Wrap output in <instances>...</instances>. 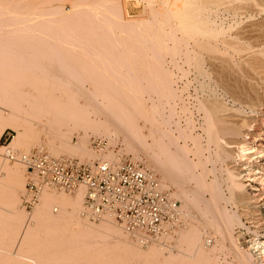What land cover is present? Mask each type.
I'll use <instances>...</instances> for the list:
<instances>
[{
  "label": "bare ground",
  "instance_id": "6f19581e",
  "mask_svg": "<svg viewBox=\"0 0 264 264\" xmlns=\"http://www.w3.org/2000/svg\"><path fill=\"white\" fill-rule=\"evenodd\" d=\"M46 1L40 11L29 12V8V13L17 10L22 6L19 1L17 8L15 2L11 6L0 2L5 9L10 8L5 13L3 7L0 10V31L5 29L2 33L6 35L0 33L4 35L0 39V101L9 106H0V140L7 129L15 132L1 149L7 152L32 143L47 147L56 157L67 152L88 161H119L126 150L135 160L145 158L160 171L162 188H175L172 195L181 202L182 225L144 248L111 216L97 222L82 218L84 186L74 194L45 188L32 217L67 223L44 225V229L46 226L60 233L46 231L45 239L36 242L35 236L32 244L34 231L44 229L41 224L32 228L30 216L24 227L29 230L20 234L26 245L58 246L56 255L69 249L66 256L71 259L54 257H66L68 264L70 260L73 264H264V0L170 2L178 15L182 14L184 55L195 66L204 93L197 98L202 121L185 120L179 128L185 144L173 136L167 117L156 115L159 108L152 103L153 96H145L146 86L159 93L169 91L171 85L164 68H156L146 59L144 47L139 53L147 54L146 58L133 53L137 55L130 58V66L122 53L128 72L115 74L116 78L104 72L109 69L106 58L113 53L121 55L116 51V40L139 39L146 34L128 31L136 27L131 24L137 19L130 20L123 13L119 18L114 16L116 7L124 10L125 0ZM109 23L133 36L125 33L128 38L110 29ZM145 39L141 38L142 44ZM213 85L220 87L232 104L220 98ZM92 135L108 138L114 146L120 141L124 148L96 150L90 146ZM188 138L195 143L196 161L188 158ZM11 168L2 169L8 171L10 187L17 192L24 186L22 172ZM188 181L195 185L184 192L180 186ZM13 203L9 213L20 220L24 217L22 209L16 200ZM52 205L58 207L54 208L57 212L60 209L57 214L52 212ZM183 209L190 216L184 217ZM179 232L182 244L177 243L182 250L176 253L168 241Z\"/></svg>",
  "mask_w": 264,
  "mask_h": 264
},
{
  "label": "rangeland",
  "instance_id": "374dc122",
  "mask_svg": "<svg viewBox=\"0 0 264 264\" xmlns=\"http://www.w3.org/2000/svg\"><path fill=\"white\" fill-rule=\"evenodd\" d=\"M156 1H158V2H156ZM171 1L172 0H162V1L161 0H151V1L150 0H125L124 10L122 8L117 9L118 7H116V10L113 12L114 16L116 18H119L120 13H123L130 20H136L137 19L136 24L135 23L131 24V26L135 25L136 27H130V28L134 29L135 31H133L130 28L128 29V31L130 30L131 33L134 35L142 34V33H146V34H143L144 36H140L139 39H135L136 37L134 36V38H133L132 37L133 35L131 33H128V31H124L125 29L121 28L120 26L117 27L118 25L114 26V24L109 23V26L112 25L111 28L109 27L110 29H112V28L117 29V32L119 31L120 34L122 33L124 36H126V37L129 36V37H132L133 39L130 38V39H132L131 40L132 42L129 41L130 39L126 40V41H128V42H126L125 41L126 38L124 37V39L123 38L119 39L121 43L118 40H116L114 45L119 46L118 47L119 49L118 48L116 49L115 48L116 46L114 48L116 49V51L117 50L119 52L121 51V55L119 53L114 55V53H113L112 57L111 56H109V58L107 57L106 58L107 64H108L107 67L109 66L108 67L109 69H107V68L104 69V72L105 73L107 72V74L109 76H111V78H116V75H118L122 72H128L130 70L129 67L124 66V64L122 63V62H124L123 58H122L124 54H125L124 59L128 60V61H125V63L127 62V65L130 66L132 63L131 60H133L132 58L137 55V54L133 55V53H138L139 54L138 57H140V55L143 56L145 53L148 52L147 53L148 57L146 58V56H147V54H146V56H143V58H146L147 60L149 59V61L152 65L155 64L154 67L157 65L156 68H158V66H159V69L164 68L163 70L166 71L168 73V76H169V81H170V85H171V89L169 91H171V92L166 90V91H161L158 93V91H156V90L153 91L154 89L152 90V89L148 88V86H146L147 89H145V90L147 91V93H145V96L146 95L148 96L149 93L153 96L154 101H152V103L157 105L159 108V110H158L159 112H157L156 115H158V116L162 115V116H164V118L167 117L166 119L170 121L169 124H170V127L172 128L173 136L176 137L177 140L181 144H185V141L182 139V133L180 132L181 129H179V128H182V124H185V122L189 119H192L197 124H199L198 122L202 121L201 113L197 109L198 108L197 103L199 102V100H197V98L199 97L198 99H200V97H202L204 93L202 92V90H200L201 89V86H200L201 78L198 75L196 69L194 70L195 66L193 65L192 62L187 60L188 59L187 54L184 55V52L186 53V50H185L186 44L184 45V42L181 39L185 36V35H182L184 33H182L183 30H181L182 29V23H181L182 22V14L179 13L180 14V16H179L176 6H173V5L170 6ZM0 2H2V0H0ZM17 2L19 3V5H22V6H20V8H17L19 6ZM46 2H47L46 0H39V1L38 0H34V1L33 0H16V1L13 0V2L10 0L9 1L5 0L2 3H4L5 5H9V6H11L12 3H14V4L17 3L16 6L13 5L17 8V10H19L21 12L29 13V12L35 11L36 9H37V11H40V9L42 7H44L43 4L45 5ZM2 3H0V5H2L0 7V10H2L1 9L2 7L4 8V5ZM20 3H25L26 6L29 5V7L27 8V7H25V4H20ZM180 3H181V1H180ZM151 7L154 9V11H151V10H153ZM29 8H30V10H29ZM8 9H10V8H8ZM8 9H5L4 13ZM28 10H29V12H28ZM169 10L170 11L172 10V11L170 12ZM160 11H162V12H160ZM2 12L3 11H0V13H2ZM176 14L178 15V17L176 16ZM0 15H2V14H0ZM140 19H141V21H140ZM138 25H140V26H138ZM136 29H137V31H136ZM148 29H150V33H152V34L154 33L153 34L154 36H156V37L161 36V37H157L158 38V40H157L156 37L152 36L149 33ZM4 30L5 29H2V31H0V33L4 34L5 33ZM146 31H148V32H146ZM2 32H4V33H2ZM136 32H138V33H136ZM125 33H128L127 34L128 36ZM158 33H160V35ZM4 35H1L0 39ZM148 35H150V36H148ZM141 38L142 39L146 38L144 40L145 41L144 44H142L143 41H140ZM178 38H180V39H178ZM2 39H3V37H2ZM134 40L135 41L137 40V41L134 42ZM159 41H161V42H159ZM150 43H152L153 46L155 45L154 47H156V46L157 47L154 48L153 46H151ZM145 45H146V47H145ZM142 48L144 49L145 53H143V52L139 53V52H141ZM120 49H124V50L122 51ZM134 50H137V52ZM122 53H123V55H122ZM154 53H156L158 55H156ZM109 54H111V53H109ZM117 55H118V58L115 57ZM132 55H133V57H132ZM105 56H108V55H105ZM103 58H104V56H103ZM110 58L113 60L111 61ZM116 58H117V60H114ZM130 58H131V60H130ZM143 58H139V59H143ZM108 59H110V60H108ZM139 59L137 62L140 61ZM134 60H136V59L134 58ZM116 62H118V63H116ZM190 63L192 66H190ZM122 66L125 68H123ZM126 67H127V69H126ZM154 70L159 72L158 69L154 68ZM148 72H151V68L148 70ZM155 74H157V76H158V73H155ZM145 84H147V80H146ZM213 87L216 88L215 91L217 92V95L220 98H222L225 102L232 104L230 97L228 95H226L220 87H218V86L216 87L215 85H213ZM148 89H150L149 90L150 92L148 91ZM227 97H228V99H227ZM1 98L2 97H0V99ZM3 104H5V101H4V103H2L0 101V106H4V107L8 106V105L5 106ZM187 110L190 112H188ZM184 113H185V115H184ZM28 114L30 115V113L26 114L27 118H29ZM190 115H191V117H190ZM23 116L26 117L25 114H23ZM31 116H32V114H31ZM187 116H189V117H187ZM27 118H25V119L29 121V119H27ZM30 118H31L30 120L33 121V119H35V116L33 118L32 117H30ZM143 120H144L143 118L140 119V121H143ZM24 122H25V120H24ZM28 123H31V121H29ZM176 123L178 125H176ZM33 132L36 133L37 131H33ZM196 132H200V130H198V128H197ZM14 133L15 132L12 129H7L6 132L3 134V136L1 137V140H0V210L2 212V213L0 212V264H24V263L25 264H68V263H66L67 260L65 261L66 257H69L68 260L71 259L70 256H66L68 253H70V252H68L69 251L68 247H65L66 249H68V251H66V253H65V251L62 252V253H64L62 255L66 256V257L62 258L63 260L62 259H55L58 256L62 257V255H60V254L59 255L55 254V251L58 249L57 248L58 246L57 247L56 246L37 247V246H31L30 244H29V246H27L25 241L23 240V238L20 236L21 233L26 232V230H29V229H26L24 227L28 223V218L30 216L32 217V215L36 211V207H34V209H32V210H25L21 206L22 195L25 191V185L27 183V176H28L27 169L20 162H14V161H10L9 159H7V157L5 155L6 149H1L2 148L1 146L8 145L11 142ZM39 134H41V133H39ZM35 135L38 137V132ZM39 137L42 138V135H40ZM75 137H73L74 141L77 140ZM94 137H98V136H94V135L91 136L90 146H93L94 148H96L95 145L93 144ZM104 139L107 142L106 147H104V149H99L97 147L98 149L96 148V150H105V151L107 150L108 151V150H112L115 148L116 151H118V150L120 151L122 147L124 148V145L120 141L114 146V145H112V143L109 142L108 138L104 137ZM186 143H187L188 158L192 159L193 161H196L197 155H196V146H195L194 141L191 138H188ZM28 145L27 144L25 146L21 145L18 147L19 148L18 150L23 151V152H27V151L33 150L34 148L38 147V145L36 146V144L33 145L32 143H30V144L28 143ZM188 145H190V146H188ZM192 146L193 147L195 146L194 149ZM45 149L48 150L47 147H45ZM124 151L126 153L124 155V158L134 159L132 153L126 152V150H124ZM64 156L65 157H74V158H77L81 161H88L89 160L88 158H86L87 160H84L85 158H80V156L77 154H73V153L71 154V153H67V152L62 153L61 156H59V157H64ZM141 161H143L145 164L147 162L153 168V169L152 168L151 169L158 175L159 179L160 180L162 179L160 171L154 170L155 168L152 164H150L145 158H142ZM2 165H3V167H2ZM9 167L10 168L12 167L11 169H16V170L19 169L18 172H22L21 174L19 173L20 175H22V179L20 178V176H18V177L20 178V180L22 181V185H24V186L23 187L19 186L20 188L18 187L17 192L14 191L13 187H10V186H13V184H12V181L10 180L9 173H7L8 171L6 172L7 168H9ZM2 168L6 169V170H3ZM183 171H184V169H183ZM183 171H182V173H184ZM184 174H185V176H189L188 172H185ZM7 179H9V180H7ZM21 181L18 182V185L21 184ZM182 185L183 184H181L180 189L182 191L185 190L184 192H188L194 187L195 183H194V181H188L187 183H185L183 185V187H182ZM168 189L172 193L175 190L174 187H171ZM49 190L54 191V188H49ZM55 191L56 192H60V191L62 192V190H59V189H55ZM15 192L17 194H15ZM64 192H66V191H64ZM75 192H76V190L73 192H66V193L67 194H74ZM7 199H9V200H7ZM15 200H16V206H18L20 208V210L22 209L21 211L24 214V217L23 216L20 217L21 218L20 220L9 213V209L12 210L11 208L13 207V205H15L13 203V202H15ZM177 200L180 202L179 199H177ZM54 208H58V207H55V205L51 206L52 212H54V214H57L60 209H58V212H57V210ZM55 210H56V212H55ZM183 210H184V217L190 216L189 215L190 212L188 210H186V209H183ZM191 212H192V214L196 215V213L194 211H191ZM26 214H29V215H26ZM33 217L31 218L32 222H31L30 226H32V228L34 227L35 229H36V227L39 226V224H41L40 225L41 229H44V225L48 224L49 226H51V225H54V223L56 222V221H51V219H48L45 217H43V218L40 217L39 220H36V219H34L35 217L34 218ZM82 218H84V220H87L89 222H97L96 220L90 219L88 217H86L87 218L86 219L85 216H83ZM112 220H113V218H112ZM113 221L116 223L115 220H113ZM62 222H63V224L67 223V222H64L62 220V221H59V223L56 222V224L61 225ZM39 228L36 229V231H34V234L36 232V235H32L33 240L30 239V240H32V242L35 240L34 239L35 236H36L35 237L36 242L41 240L39 238H42V240L45 239L44 238L45 235L49 234L46 231H48V232L51 231L50 232L51 235L56 233V232L60 233V231H57V230H52V229L48 230V228L46 226H45L44 231L41 230L42 232L40 231ZM38 230L40 231V233ZM40 234L41 235L43 234V235L41 236ZM179 234H180V232L176 233L175 234L176 236H173V240L171 239L168 241V246L172 245V247H174V246L176 247V248L174 247V251L176 253L179 252V250H182V248L178 246V245H180L178 243L181 242V240L179 239L180 236H178ZM39 236H41V237H39ZM209 236H210V238H209V243H210L212 240V234H209ZM133 238H135V237H133ZM177 239H179V240L177 241ZM169 242H170V244H169ZM32 244H35V242H33ZM173 244H174V246H173ZM181 244H182V242H181ZM45 246H47V245H45ZM147 246H148V244L144 245L143 247L147 248ZM32 247H34V248H32ZM62 247L64 248V246H62ZM62 247H60V248L63 249ZM66 249H64V250H66ZM44 250H46V251H44ZM48 253L50 255H48ZM68 255H70V254H68ZM48 257H50L49 260H48ZM27 258L29 260H27ZM42 258H44L45 260ZM30 260H33V261H30ZM70 263L73 264V262L71 260L69 261V264Z\"/></svg>",
  "mask_w": 264,
  "mask_h": 264
},
{
  "label": "built area",
  "instance_id": "2783aa9c",
  "mask_svg": "<svg viewBox=\"0 0 264 264\" xmlns=\"http://www.w3.org/2000/svg\"><path fill=\"white\" fill-rule=\"evenodd\" d=\"M93 144L104 149L107 142L94 137ZM5 155L27 169L21 200L25 210L34 209L45 188L73 192L84 186L82 215L93 220L111 216L143 245L182 225L180 202L162 188L158 175L141 160L81 161L56 157L41 146L27 152L9 148Z\"/></svg>",
  "mask_w": 264,
  "mask_h": 264
}]
</instances>
